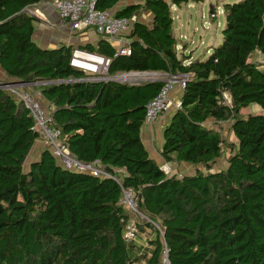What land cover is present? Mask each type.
I'll return each instance as SVG.
<instances>
[{"label":"trees","instance_id":"16d2710c","mask_svg":"<svg viewBox=\"0 0 264 264\" xmlns=\"http://www.w3.org/2000/svg\"><path fill=\"white\" fill-rule=\"evenodd\" d=\"M43 0H0V66L7 79L36 82L52 121L80 160L125 171L139 208L152 222L147 247L124 237L128 213L113 178L73 171L38 149L34 119L0 88V264H264V0L225 3L222 41L208 55H179L173 5L189 0H142L117 9L135 20L131 54L114 56L105 38L86 50L111 58L109 79L87 80L70 64L75 45L44 48L34 40L28 8ZM126 0H98L102 10ZM214 10V9H213ZM190 61L186 63L187 60ZM119 72L159 75L115 78ZM186 75L180 106L163 132L161 155L193 173L169 175L147 150L141 131L146 106L167 74ZM228 94L230 102L226 98ZM230 121L237 143L207 122ZM225 147L228 165L215 169ZM159 225L160 228L157 227Z\"/></svg>","mask_w":264,"mask_h":264},{"label":"built area","instance_id":"2783aa9c","mask_svg":"<svg viewBox=\"0 0 264 264\" xmlns=\"http://www.w3.org/2000/svg\"><path fill=\"white\" fill-rule=\"evenodd\" d=\"M97 2L98 0L52 1L61 21L69 23L73 29L94 28L101 37L111 43L117 42L114 56L130 55L132 51L130 43H123L121 35L131 32L132 23L137 18L135 16L131 19L117 16L112 9H99ZM219 13H224V10L221 11V7L217 6L216 9L212 10L211 17L216 18ZM188 62L187 60L186 63ZM110 63L111 58L86 50L81 46H75L71 51L70 64L83 71L87 80H108ZM133 73L137 74L133 76L154 75V73L148 72H130L129 74ZM35 84L36 82L20 80H0V88L16 95L28 108L34 119V128L39 132V139L36 144L49 149L60 165L73 171L113 178L119 183L122 189L121 203L128 213L124 237L128 242L136 241L139 237V224L144 221L152 222V220L140 210L135 189L124 185L125 171L121 168H115L111 172L99 161L86 162L74 155L65 144L61 129L54 125L49 109L43 105L38 96L39 92L34 91ZM185 86L186 75L181 73L167 74L159 92L146 106L145 123H155L163 114L167 113L171 106L172 91L176 87L183 90ZM225 96L230 102L228 94ZM157 227L160 228L159 225ZM164 263L168 264L167 258H165Z\"/></svg>","mask_w":264,"mask_h":264},{"label":"rangeland","instance_id":"374dc122","mask_svg":"<svg viewBox=\"0 0 264 264\" xmlns=\"http://www.w3.org/2000/svg\"><path fill=\"white\" fill-rule=\"evenodd\" d=\"M139 2L142 0H134ZM238 0H189L188 2H183L181 5L173 6V17H174V30L177 38V46L179 55H190L194 57H200L208 55L207 49H213L214 46L218 45L222 41V29L224 27L225 16L224 13H219L216 18L211 17V12L216 9L217 6L221 7L223 10L225 3H233ZM209 51V52H210ZM252 61L260 62L264 65V55L259 52H255L252 57ZM132 75V76H130ZM137 74H129L125 72H119L116 74L118 77H133ZM154 75H159L154 73ZM0 75V80H5ZM37 88L34 91L38 93ZM38 96L41 99L40 93ZM41 101H45L42 100ZM43 105H48L47 102H43ZM264 111L258 104H251L249 107L243 108L241 114L243 117H247L249 114L263 113ZM209 127L218 130L221 133L223 140L227 143H237V139L231 129L230 121L215 122L209 120L207 122ZM37 147V146H36ZM40 147H38L39 149ZM229 149L225 147V152L213 168L219 169L224 168L228 165ZM31 154L25 164V168L29 167L30 162L35 158ZM164 171L169 174H178L180 176L184 174L193 173L195 168L189 164H178L170 163L166 165ZM155 237V233L152 228L146 227L141 228L139 237L136 240L138 244L143 247H147L148 239ZM134 241V242H136Z\"/></svg>","mask_w":264,"mask_h":264},{"label":"crops","instance_id":"0c3cea01","mask_svg":"<svg viewBox=\"0 0 264 264\" xmlns=\"http://www.w3.org/2000/svg\"><path fill=\"white\" fill-rule=\"evenodd\" d=\"M52 1L53 0H43L39 4H35L28 8V11L35 19L34 40L38 45L47 49L58 48L62 45L82 46L87 43L96 44L103 38L95 31L94 28L73 29L70 27L69 23L61 21ZM133 2L135 1H120L112 10L115 12L117 9H120L127 4H132ZM134 16L137 20L144 23H152L153 15L150 11L140 9ZM131 40L132 39L129 37V34L121 35V41L123 43L129 44ZM112 44L116 47L117 42H112ZM207 50L209 52L210 48ZM190 55L191 59L194 58L192 54ZM188 61H190V59ZM0 75L2 78H6V74L1 66ZM5 80L8 79L6 78ZM182 96L183 90L176 87L171 93V106L167 113L163 114L155 123H145L141 131V136L147 150L149 151L151 157L154 158L162 168H165L166 165L170 164L165 162L163 156L161 155L164 128L169 122L174 111L180 106ZM43 102L45 103V101ZM46 107L48 108L47 105ZM38 147L40 146L36 144L33 149L32 154L34 156L39 155Z\"/></svg>","mask_w":264,"mask_h":264},{"label":"water","instance_id":"95a60500","mask_svg":"<svg viewBox=\"0 0 264 264\" xmlns=\"http://www.w3.org/2000/svg\"><path fill=\"white\" fill-rule=\"evenodd\" d=\"M115 78H116V77H115ZM118 78H119V77H118ZM118 78H117V79H118ZM8 80L11 81V80H16V79H8Z\"/></svg>","mask_w":264,"mask_h":264}]
</instances>
